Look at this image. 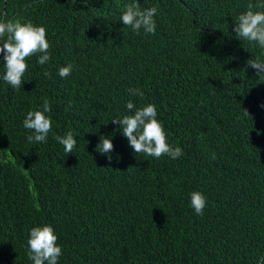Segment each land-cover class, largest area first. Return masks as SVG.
Returning a JSON list of instances; mask_svg holds the SVG:
<instances>
[{
  "label": "trees",
  "instance_id": "16d2710c",
  "mask_svg": "<svg viewBox=\"0 0 264 264\" xmlns=\"http://www.w3.org/2000/svg\"><path fill=\"white\" fill-rule=\"evenodd\" d=\"M249 2L0 0V19L45 26L51 45L46 64L26 59L19 90L0 64V264H33L29 232L45 224L62 247L58 264L264 257V80L246 63L264 60V49L234 32ZM129 3L158 9L155 35L124 26ZM45 99L52 131L46 143H30L23 121ZM129 100L156 105L180 158L133 151L112 122L131 114ZM68 131L77 145L66 154L55 136ZM101 136L114 145L111 160L97 151ZM193 191L207 198L202 215Z\"/></svg>",
  "mask_w": 264,
  "mask_h": 264
},
{
  "label": "clouds",
  "instance_id": "9594fccd",
  "mask_svg": "<svg viewBox=\"0 0 264 264\" xmlns=\"http://www.w3.org/2000/svg\"><path fill=\"white\" fill-rule=\"evenodd\" d=\"M85 3L88 0H84ZM264 0H257L247 5V10L241 13L235 21L234 32L236 36L250 43L256 44L260 49H264ZM158 9L156 7L141 9L138 3L125 5L120 20L124 26L131 27L134 32L143 29L146 34L155 35L156 21L154 19ZM6 37V38H5ZM47 30L45 26L35 25L31 21L20 22L7 18L0 19V54H3L5 74L3 80L13 89L19 90L23 84V76L27 71L26 59L38 55L37 63L44 65L51 59V45L47 40ZM247 67L255 69L259 79L264 80V60L249 59ZM72 64L59 68L58 74L61 78L71 75ZM45 76L50 77L48 71ZM132 95L143 98L144 93L140 89H128ZM126 108L131 114L124 115L122 118L113 119L112 122L120 126L122 134L127 138L129 145L135 153H143L147 156L159 159L167 155L175 160L183 155L180 147H171L167 142V134L163 124L157 119V108L155 104L148 103L143 107L137 108L129 100ZM51 111V105L47 99L38 110H31L27 113L23 121L25 129L32 134L27 136L30 143H46L49 132L52 131V120L46 115ZM245 115H249L244 110ZM72 131H68L64 136L56 135V141L63 145L66 154L73 153L77 145ZM114 145L110 138L100 137L97 151L102 155L110 153ZM215 159V154H213ZM191 207L197 215H202L206 207L207 198L200 191L190 193ZM58 237L54 228L45 224L35 226L30 229L28 244V259L33 264H58L62 255V247L57 243ZM257 264H264V257H261Z\"/></svg>",
  "mask_w": 264,
  "mask_h": 264
},
{
  "label": "water",
  "instance_id": "95a60500",
  "mask_svg": "<svg viewBox=\"0 0 264 264\" xmlns=\"http://www.w3.org/2000/svg\"><path fill=\"white\" fill-rule=\"evenodd\" d=\"M2 60H3V56L0 58V64L2 63Z\"/></svg>",
  "mask_w": 264,
  "mask_h": 264
}]
</instances>
